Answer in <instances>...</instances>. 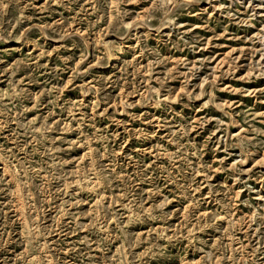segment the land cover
Returning <instances> with one entry per match:
<instances>
[{"label":"rangeland","instance_id":"obj_1","mask_svg":"<svg viewBox=\"0 0 264 264\" xmlns=\"http://www.w3.org/2000/svg\"><path fill=\"white\" fill-rule=\"evenodd\" d=\"M0 264H264V3L0 0Z\"/></svg>","mask_w":264,"mask_h":264},{"label":"bare ground","instance_id":"obj_2","mask_svg":"<svg viewBox=\"0 0 264 264\" xmlns=\"http://www.w3.org/2000/svg\"><path fill=\"white\" fill-rule=\"evenodd\" d=\"M261 1V3H264V0H260ZM113 60H115V58H113Z\"/></svg>","mask_w":264,"mask_h":264}]
</instances>
